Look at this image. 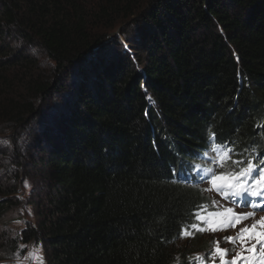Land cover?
<instances>
[{"label":"trees","instance_id":"16d2710c","mask_svg":"<svg viewBox=\"0 0 264 264\" xmlns=\"http://www.w3.org/2000/svg\"><path fill=\"white\" fill-rule=\"evenodd\" d=\"M120 26L141 69L114 38L71 83ZM209 130L261 143L264 0H0V225L25 182L36 220L0 231V261L35 241L46 264H198L174 244L187 229L200 248L191 214L212 198L172 169Z\"/></svg>","mask_w":264,"mask_h":264},{"label":"snow or ice","instance_id":"6c2138e0","mask_svg":"<svg viewBox=\"0 0 264 264\" xmlns=\"http://www.w3.org/2000/svg\"><path fill=\"white\" fill-rule=\"evenodd\" d=\"M148 99L151 103V97ZM0 143L8 144L9 141L0 140ZM238 144L239 141L235 140L218 141L216 134L209 130L204 149L182 160L179 172L172 169V174L181 182L186 181L194 171L199 182L207 181L211 185L210 189L200 191L214 190L225 201L254 209L247 213H236L233 207L221 205L216 200L210 204L197 205L191 214L196 222L190 224V228L196 232L215 233L235 229L242 222L252 219V223L240 227L235 236L223 237L225 242L232 244L231 249L220 247V241H213L206 257L196 256L198 264H217V261L218 264H264V216L255 219V210H264V135L259 145L239 149ZM197 160L205 163L194 162ZM178 180L171 182L177 183ZM193 235L187 229L180 232L181 238ZM237 243L239 250L236 248ZM20 248L23 250L24 246ZM230 252L235 255L229 259ZM29 256L36 257L37 252L34 250ZM39 258L43 264V257Z\"/></svg>","mask_w":264,"mask_h":264},{"label":"rangeland","instance_id":"374dc122","mask_svg":"<svg viewBox=\"0 0 264 264\" xmlns=\"http://www.w3.org/2000/svg\"><path fill=\"white\" fill-rule=\"evenodd\" d=\"M121 27L122 26L113 29V31H112L113 35L109 38V41L106 43V46L103 48L102 51H100L97 54L92 55L89 60L87 59V61L84 63V65L82 66V68L80 70H76L80 74L75 75L76 74V72H75V74L71 78V83L73 81L76 82L78 80V78H81L82 73L83 74L86 73L88 76L89 75L90 76L96 75L95 70H100L106 65L105 64L106 58H108V56H110V53L112 55H113V53H117V51L120 49L119 45L121 48H123L125 51H127L129 53L128 55L131 57L133 64L135 66H137L139 69H141V66H139L140 64L137 63V59L139 57L137 55L138 53H135L133 51L132 47H130L128 45V43H126L124 38L119 37L121 35V32H122ZM131 28L132 27H130L129 30H131ZM114 38L120 39L119 45L115 44ZM108 51H109V54H107ZM96 55H98V56L95 58ZM80 82H83V81L81 80ZM59 95L60 96H59L58 100H60V98L62 96L67 97L66 92H63L62 94H59ZM58 106H62V105L59 104ZM0 140H4V139H2V137H0ZM0 145L3 147L5 146L2 143H0ZM200 184L203 185L205 187V189L211 188V185H209L207 182H203ZM32 186L33 185L31 182L30 183L29 182L24 183L23 189L21 190V192L19 194V199H20L19 205L15 208L11 209L9 212H7V214H5L3 216L2 224L0 225V231L5 232L7 235L13 236L15 234H18L25 227L26 223L29 222V223L33 224L36 222L34 215H33V211H32L33 208L30 207L26 202V198H28V196H29V194L33 188ZM206 192H207V194L210 195L212 200L218 201L219 204L227 206V207H233L235 209L236 213H247L249 211L254 210L250 206H239V205L230 203L228 201H225L214 190H209ZM261 216H264V210H255V219H259V217H261ZM25 220L27 222H25ZM251 223H252V219H249V220L242 222L235 229H228L225 231H218L215 233H212L211 231L202 232L199 235L200 248H198V249H195V247L192 246V243H191L192 239H190L191 237L180 238L174 244V247L176 249L188 250L187 253L189 254V257L196 261V256L198 254L206 257V254L209 251L210 245H212L213 241H220V247L225 248V249H231L232 244L225 242L223 240V237L235 236L240 227H243L244 224H251ZM204 227H206V225ZM25 248L26 249H25V253L23 256L17 257V258L11 259V260H5V259L1 260L0 264H41V260L39 258L41 256L43 257V264H46L41 244L36 243L35 241H31L30 243L26 244ZM236 248H237V250H239V244L238 243L236 245ZM34 250L37 252V256L36 257L29 256V253L33 252ZM231 255H235V253L230 252L229 257H228L229 259L231 258ZM26 257H27V259H26ZM196 263H198V262L196 261ZM217 264H218V261H217Z\"/></svg>","mask_w":264,"mask_h":264},{"label":"bare ground","instance_id":"6f19581e","mask_svg":"<svg viewBox=\"0 0 264 264\" xmlns=\"http://www.w3.org/2000/svg\"><path fill=\"white\" fill-rule=\"evenodd\" d=\"M209 189V188H208Z\"/></svg>","mask_w":264,"mask_h":264}]
</instances>
